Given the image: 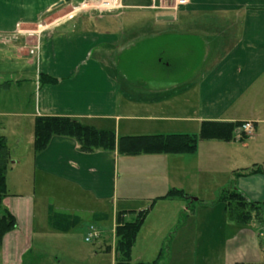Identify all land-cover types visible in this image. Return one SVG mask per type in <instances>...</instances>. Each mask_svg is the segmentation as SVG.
<instances>
[{"label":"crops","instance_id":"crops-1","mask_svg":"<svg viewBox=\"0 0 264 264\" xmlns=\"http://www.w3.org/2000/svg\"><path fill=\"white\" fill-rule=\"evenodd\" d=\"M91 1L0 0V68L11 69H0V136L6 139L10 159L11 140L18 141L23 150L20 161L14 163L15 177L9 180L6 172L0 216L9 211L16 225L0 241V264H60L62 260H52L44 247L67 242L81 225L83 213L97 224L88 226L86 235L90 229L104 227L116 239L118 213L126 212V220L144 209L148 214L132 247L131 264L155 260L168 236L167 241L174 242L169 250L176 251L177 260L172 264H187L189 259L190 264H259L264 259V172L235 177L234 172L262 165L264 159L230 167L228 173L229 184L262 204L259 218L246 225L230 221L224 206L215 201L223 188L217 185L212 198L204 201L206 217L192 224L189 220L184 223L183 213H189L186 199L198 200L197 189H177L186 198H161L176 189L175 185L166 193L152 192L157 184L169 181L168 169L175 166H168L166 159L176 154L123 155L116 149L85 153L75 139L57 135L42 151L34 152L33 132L37 116L69 117L99 130H111L116 137L193 134L176 125L167 128L166 123L182 128L186 124L199 135L205 122H250L245 139L240 138L241 130L230 141L202 140L222 152L224 161L230 160L240 150L238 145L247 146L246 140L257 143L264 139V0H186L174 12L151 8L152 0H121L125 9H137L141 14L128 17L122 11L120 17L100 20V25L111 28L104 30L100 25L69 30L72 20H42L59 2L63 7H77ZM160 15H172L173 19L158 20ZM145 21L150 26L147 35L152 38L148 40L161 41L164 57L141 53L137 63L143 68L144 81L136 84L128 71L136 60L127 59L122 71L116 53L121 36V47L125 50L130 44L129 50L136 49L131 55L138 56L139 37L130 33H136V25ZM168 24L174 26L173 31L161 29ZM153 28L156 31L151 33ZM118 32L131 36H118ZM40 74L56 81L40 84ZM8 76L13 79L4 80ZM133 85L143 95L127 93ZM138 108L141 111L132 112ZM194 167L197 172L214 168L197 162ZM217 167L212 171L220 169ZM120 173L125 176L122 180ZM134 176L147 180L143 183L148 186L147 206L142 208L136 203L139 196L132 192ZM109 208L111 225L105 223ZM158 209L160 216L155 214L151 226L157 238L146 241L145 252L140 253L137 239Z\"/></svg>","mask_w":264,"mask_h":264},{"label":"rangeland","instance_id":"rangeland-1","mask_svg":"<svg viewBox=\"0 0 264 264\" xmlns=\"http://www.w3.org/2000/svg\"><path fill=\"white\" fill-rule=\"evenodd\" d=\"M96 1L97 0H92L91 2L95 3ZM124 1L135 3L138 0H124ZM155 2H156V5L160 7L161 9L160 11L170 10L173 12L175 11L177 7L184 5L186 3L185 2L183 4H180L178 3V0H156ZM63 6L61 5L57 6L53 13L45 16L42 20L45 22H51V21L60 20V19L62 20L67 19V20H72V23H71L72 25L70 27H67L66 29H69V30H80L83 28L93 29L94 26L101 24L99 23L100 20H103L105 18H110V17H115V18L120 17L119 14L122 11L124 12V14L129 15L128 17L132 15H139L142 12L137 9H130V8L125 9L123 4H122L123 7L121 9L111 10V11H103V10L96 9L95 7H91V6H89L88 8H86L87 7L86 6V7H83L82 9L78 8V6L77 7H71V6L63 7ZM147 22L148 21L141 22L140 25L137 24L136 29H134L136 33H133V32L130 33L132 35L136 34L139 37V42H137L138 43L137 45L138 47H140V51L136 58L134 56L136 49L129 50L132 47V46L130 47L128 46L130 44L127 45V48H125V50L123 49V47H121L124 44L121 42L122 38L119 35H122V34L128 35L129 32L128 33L118 32L119 33L118 36L120 37V42L118 45L119 46L118 53L116 54L118 55L120 54V59H121L120 67L122 71H124L126 69L127 59L136 60V61L131 62L128 67V71L130 75L133 78L137 79L135 81L136 84H139L141 81H144L142 80L143 68L139 67V64L137 63L138 58L142 57V56H139L141 53H144V54L152 53L154 57H160V56L162 58L164 57L163 54H160L161 41L157 39L153 41L148 40L152 38H149L148 37L149 35H147V33H149L147 29L150 27L149 24H147ZM101 26L103 27V30L111 29L110 27L106 28L104 25H100V28ZM43 27L38 26V29H44ZM118 27L119 26H117V28L115 29H119ZM131 27H134V25L132 24L130 28ZM115 29H112V30L116 31ZM161 29L163 31H173L174 26L168 24ZM149 31H151L152 33V31H156V28H153ZM128 36H131V35H128ZM131 45H135V44H131ZM37 48L38 47L36 45L35 49ZM30 53H32V50L30 51ZM131 54H134V55H131ZM1 68L2 70L3 69L11 70L10 66L4 67L3 65H1ZM6 79L11 80L13 78L8 76L7 78L6 77L4 78V80ZM1 81L2 80L0 79V82ZM14 89L15 87L13 86V88L9 90V93L10 92L13 93L12 91ZM135 90H137V87L133 85L129 88L127 93H129L130 95H136V96L143 95ZM8 109H14V107H10ZM139 111L141 110L138 108L137 110H133L132 112L136 113ZM166 124H167V128L176 127V126L178 128L179 126V128L182 129V131H187L188 133L198 134L196 133V131H194L193 127L188 126L186 124H183V128L181 125L177 123H166ZM242 131L247 136L250 134V131H244V130ZM246 143H247L246 147H242L238 145L240 150L238 151L237 155L233 156L230 160H225V161H224L222 152L217 151L215 148H213V146L210 145L211 143L207 141H202V140H198L196 151L193 154L169 155L168 158L166 159L167 164L168 166H175V169H168L169 181L167 182V184H163L162 182L161 184H157V186L155 187V189H153L152 192L153 193H166V191L169 188L173 187V185H175L174 188L180 189L182 187L187 192L197 189L198 191L197 193L199 194L198 200L192 202L191 198H189V199H186L185 201L186 205L189 206V213L188 214L183 213V221L185 223V222H188L189 220L188 223H192V224L195 222V219L196 220L198 219L199 221H201L202 219L206 217L205 215L208 212V208L205 207L204 201L206 199L212 198L211 196L212 189L216 188L214 186L221 185V187H226L227 185H229L228 173H229L230 167H234V168L244 167V166L250 165L252 161L259 162L264 159V139L261 142H257V143H255L253 140L251 141L250 139H248L246 140ZM9 148L11 152V159L9 163L11 162V164H8L9 167L7 169V177L9 180H12V178L15 177V173L17 170V165H15L14 163L16 162L17 164V161H20L22 157L20 154L23 152V150L21 147L18 146V141H15V140L10 141ZM160 160H162V162H165L163 157H161ZM195 162H197L199 166H203V167L214 166V168L211 170L209 169L210 171H208V169H205V168H200L201 172H197L194 169ZM217 166H220V169L213 172L212 170L218 169ZM138 167L139 169H141L143 166H138ZM177 169H181L179 173L178 172L176 173ZM144 176L147 177L146 175ZM119 177L122 180V177H125V176L120 173ZM134 177H136V179L134 178L131 179L134 181L133 185L135 186V187H132V192L135 193L137 196H139L137 198L138 200H136V203L137 205H139L140 208H142V207L147 206V202L145 201V198H146L145 195H146V192L148 191V188H147L148 186H145L143 184V183H146L147 180L142 179L140 176H134ZM138 182H140L141 184L138 185ZM51 192L53 193V191ZM47 195L49 196L48 193ZM197 196L193 195L191 197H197ZM110 208L108 211V220L105 221L107 225H111L112 223V216L110 213ZM159 211L160 209L155 211L152 217H150L149 221L146 223V227L143 229V232L139 237V240L137 239L138 244H137L136 250L140 253L145 252L144 251L145 248H142V247L146 241L150 242V240L153 241L157 238V234L153 232L152 227L154 225L155 219L157 218L156 215H159ZM81 217H82L81 225L77 226L76 229L71 232V236L69 240H67V242H63L62 246L60 244V242H62L61 240L59 244L58 243L50 244L49 246H46L48 249L44 247V253L47 255L50 254L52 260H54L55 262H56V258L61 259L62 262L60 264H113L114 260L116 259L115 249H116L117 239H115V237L112 238L111 233L108 228L102 227V229L98 228V230H95V228H93L92 231L90 229L89 231L95 232V234L93 233L89 234L90 233L89 232L88 234L90 235L91 240L85 241L84 239L85 236L86 237L89 236L88 234L86 235V233L88 232V226L97 225V224L95 220L88 213H83ZM133 219L134 218L131 215H129L126 218V221H132ZM174 230L175 229H173L172 231ZM167 240L165 241V244L163 245L164 246L163 248L164 256L161 262L163 261L165 264H172L171 262H175V260H177L176 251L169 250L170 247L174 248L173 247L174 242L171 241L169 243ZM37 246H39V244H37ZM108 247H109V251H106V249L108 250ZM111 247L114 249L113 252L110 251ZM51 249L55 251L52 253L51 251H49ZM170 256L172 257L171 261L169 260ZM180 261H184V259L181 258ZM190 263H191V260L190 259L187 260V264H190ZM55 264H58V263H55ZM259 264H264V259Z\"/></svg>","mask_w":264,"mask_h":264},{"label":"trees","instance_id":"trees-1","mask_svg":"<svg viewBox=\"0 0 264 264\" xmlns=\"http://www.w3.org/2000/svg\"><path fill=\"white\" fill-rule=\"evenodd\" d=\"M56 80L40 74V84L54 83ZM243 123L205 122L199 135L187 133L119 136L111 130H99L91 125L83 124L65 116H37L34 120V152L42 151L53 135L75 139L81 152L90 153L95 150H117L123 155L137 154H193L198 140L230 141L236 132L242 130ZM247 135L241 131L240 138ZM10 161V154L6 139L0 136V207L6 195V172ZM264 172V164L254 165L248 169L234 172L235 176H245ZM186 198L182 190L171 189L161 198ZM156 200V199H155ZM153 200V201H155ZM216 202L221 203L228 219L239 225H246L252 219L259 218L262 204L251 201L231 182L219 190ZM126 212H119L115 227L116 259L115 264H131V252L138 232L148 214V209L137 212L132 221H126ZM16 225L15 217L4 211L0 216V241L3 236ZM109 250V247H108ZM107 251V249H106ZM164 251L161 250L152 262H138L135 264H159Z\"/></svg>","mask_w":264,"mask_h":264},{"label":"built area","instance_id":"built-area-1","mask_svg":"<svg viewBox=\"0 0 264 264\" xmlns=\"http://www.w3.org/2000/svg\"><path fill=\"white\" fill-rule=\"evenodd\" d=\"M152 1H153V3L151 5V8H153V9L159 8V6H157L155 3L156 0H152ZM185 2H186V0H178V3H180V4H183ZM93 4H95V5H93ZM89 6L95 7L96 9L103 10V11L119 10L123 7L121 0H97L95 3L88 2L86 4H80V5H78V8H80V9H82L83 7L88 8ZM251 127H252V125L250 122H245L242 125V130L250 131ZM92 233L95 234V232H90L89 234H92ZM90 240H91L90 235L85 237V241H90Z\"/></svg>","mask_w":264,"mask_h":264},{"label":"water","instance_id":"water-1","mask_svg":"<svg viewBox=\"0 0 264 264\" xmlns=\"http://www.w3.org/2000/svg\"><path fill=\"white\" fill-rule=\"evenodd\" d=\"M63 2H59L56 6L61 5ZM172 15H160L158 16V20H172Z\"/></svg>","mask_w":264,"mask_h":264}]
</instances>
